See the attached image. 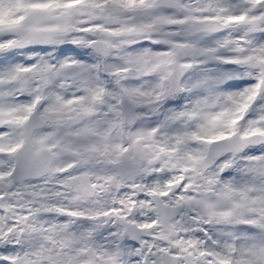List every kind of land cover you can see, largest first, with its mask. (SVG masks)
<instances>
[{
    "label": "snow or ice",
    "instance_id": "1",
    "mask_svg": "<svg viewBox=\"0 0 264 264\" xmlns=\"http://www.w3.org/2000/svg\"><path fill=\"white\" fill-rule=\"evenodd\" d=\"M0 264H264V0H0Z\"/></svg>",
    "mask_w": 264,
    "mask_h": 264
}]
</instances>
